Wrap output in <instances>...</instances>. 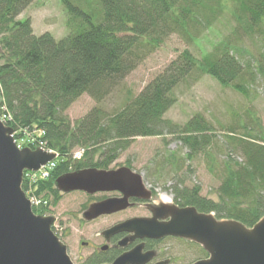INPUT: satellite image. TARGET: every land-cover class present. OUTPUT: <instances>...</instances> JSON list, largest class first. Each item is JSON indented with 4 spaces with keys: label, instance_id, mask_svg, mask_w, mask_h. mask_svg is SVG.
Masks as SVG:
<instances>
[{
    "label": "trees",
    "instance_id": "trees-1",
    "mask_svg": "<svg viewBox=\"0 0 264 264\" xmlns=\"http://www.w3.org/2000/svg\"><path fill=\"white\" fill-rule=\"evenodd\" d=\"M30 2L0 0V106L15 131H43L46 147L59 155L51 175L37 182V194L56 199V176L107 168L137 136L175 131L188 157L207 151L212 126L202 114L183 125L163 119L176 100L177 84L198 72L247 96L253 75L264 78V0H63L68 33L59 39L50 32L36 35L29 19L17 18ZM225 12L234 22L232 36L257 39L259 59L243 60L240 46L225 37L199 57L182 50L114 112L95 106L73 123L63 114L83 93L104 100L170 34L194 40ZM239 126L242 133L230 127L224 136L217 199L181 181L171 193L181 206L251 227L264 216V125L253 115ZM75 148L84 149L79 159L70 155ZM32 210L44 213L41 207Z\"/></svg>",
    "mask_w": 264,
    "mask_h": 264
},
{
    "label": "rangeland",
    "instance_id": "rangeland-1",
    "mask_svg": "<svg viewBox=\"0 0 264 264\" xmlns=\"http://www.w3.org/2000/svg\"><path fill=\"white\" fill-rule=\"evenodd\" d=\"M86 8V5H83ZM65 4L63 0H31L21 10L18 19H29L34 34L50 32L56 39L65 37L68 33L66 26ZM225 12L218 20L198 33L194 40H187L179 34H170L159 47L150 53L138 66L132 70L121 83L104 100L96 102L89 93L81 94L64 111L73 123L95 106H101L107 112H114L125 101V98L136 95L164 66H166L182 50L189 49L199 57L202 52L209 50L212 43L225 37L231 38L240 46L239 56L243 60L259 59L261 46L255 37L232 36L234 22ZM248 95L244 96L229 87L221 86L214 77L195 72L184 79L174 88L175 102L164 114L166 120L183 125L196 113L202 114L212 126V142L207 151H200L188 157L189 150L178 140L177 132H168L158 136H137L130 139L129 146L119 153L115 164H126L143 176L147 185L153 186L157 193H171V187L178 182L186 186L199 185L201 195L217 199V187L221 178V163L226 159L224 136L230 127L236 133H242L241 124H249L251 117L257 116L264 125V78L253 75L249 83ZM175 129V128H173ZM33 135L38 131L31 130ZM77 148L74 149V151ZM73 158V157H72ZM240 160V159H239ZM59 161V159H58ZM57 161V163H58ZM47 200L43 209L44 215H51L56 220L51 227L60 236L64 229L77 226L78 221L67 222L73 211L83 206L86 197L81 193H70L52 198L39 193ZM161 196V195H160ZM105 223L91 224L85 228L94 230ZM185 259L188 263L202 251H196L189 242L184 245Z\"/></svg>",
    "mask_w": 264,
    "mask_h": 264
},
{
    "label": "water",
    "instance_id": "water-1",
    "mask_svg": "<svg viewBox=\"0 0 264 264\" xmlns=\"http://www.w3.org/2000/svg\"><path fill=\"white\" fill-rule=\"evenodd\" d=\"M55 156L54 152L40 148L17 147L13 128L0 120V264H73L66 246L51 230L54 217L35 213L22 189L24 171H37ZM129 174H135L139 188L143 189L141 174L124 165L116 169L85 167L65 172L56 176L54 185L63 192L124 190L123 180ZM125 199L92 203L83 218L120 210L125 207L121 203ZM168 207L169 221L147 225L148 232L139 233L143 228L138 223L133 225L135 220L123 221L112 230L127 228L138 236L172 234L191 239L208 254L191 264H264V216L247 227L234 219H217L213 213L198 212L193 206ZM135 256L134 251L124 254L112 264L144 262Z\"/></svg>",
    "mask_w": 264,
    "mask_h": 264
},
{
    "label": "flooded vegetation",
    "instance_id": "flooded-vegetation-1",
    "mask_svg": "<svg viewBox=\"0 0 264 264\" xmlns=\"http://www.w3.org/2000/svg\"><path fill=\"white\" fill-rule=\"evenodd\" d=\"M115 160L107 168L95 167L98 169H116L120 166H128L133 172L138 173L131 166L126 164H115ZM92 167V166H90ZM143 189L138 186L135 174H129L124 177L123 183L126 185L124 190L114 189L108 191H96L88 193L81 190H73L63 192L57 189V194L63 196L70 193H81L86 197L83 206L67 218V222L77 220V226L64 229L59 237V240L66 246V251L73 264H112L117 257L124 254L135 252V259L143 260L142 264H191L192 262L208 256L202 246L185 237H180L172 234H166L158 237H149L147 235L138 236L134 230L119 229L113 231L114 226L126 220H135L134 224H140L142 231L148 232L147 225L155 222L164 223L169 221L170 216L169 204L177 207H183L176 203L173 194L170 193L168 200H162L159 193L153 186H147L144 182ZM126 199L121 202L125 207L111 212L102 213L92 219L83 218L84 212L90 204L100 202L105 199L115 198ZM54 219V218H53ZM56 220L54 219L52 225ZM105 223L104 226L98 229L90 230L85 227L91 224ZM53 227V226H52ZM189 242L193 245L196 251L204 252L192 261L185 263V248L184 245ZM126 264H137L128 262Z\"/></svg>",
    "mask_w": 264,
    "mask_h": 264
},
{
    "label": "built area",
    "instance_id": "built-area-1",
    "mask_svg": "<svg viewBox=\"0 0 264 264\" xmlns=\"http://www.w3.org/2000/svg\"><path fill=\"white\" fill-rule=\"evenodd\" d=\"M11 118L10 114L4 109V107L1 106L0 108V120L7 124V120ZM13 135H15V142L17 144V147L21 146H36L41 149H45L48 151H51L46 147V143L41 139L43 135V131L38 130L37 135H33L31 132L24 130L19 134V131H14ZM83 150H76L74 154H72L74 157L79 158L82 154ZM56 166V161H49L45 165L40 166V169L36 172H26L24 175L25 183L27 184V195L30 199V202L32 205L35 206H42L46 204V200L42 199L41 197H38L34 193L33 185L38 180H44L47 179L53 169Z\"/></svg>",
    "mask_w": 264,
    "mask_h": 264
},
{
    "label": "bare ground",
    "instance_id": "bare-ground-1",
    "mask_svg": "<svg viewBox=\"0 0 264 264\" xmlns=\"http://www.w3.org/2000/svg\"><path fill=\"white\" fill-rule=\"evenodd\" d=\"M167 200V199H166Z\"/></svg>",
    "mask_w": 264,
    "mask_h": 264
}]
</instances>
